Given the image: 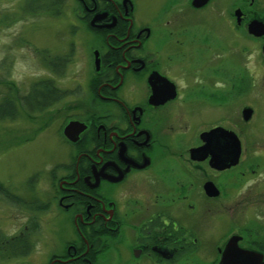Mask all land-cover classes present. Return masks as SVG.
I'll use <instances>...</instances> for the list:
<instances>
[{
	"label": "flooded vegetation",
	"instance_id": "af4514ba",
	"mask_svg": "<svg viewBox=\"0 0 264 264\" xmlns=\"http://www.w3.org/2000/svg\"><path fill=\"white\" fill-rule=\"evenodd\" d=\"M162 1L143 10L139 0H74L71 29L80 21L92 35V68L87 87L79 81L74 86L81 103L71 106L59 131L69 150L49 169L52 196L42 197L45 208L32 212L40 218L54 205L73 225L49 250L46 264H221L232 234L241 235V247L264 257L262 233L204 225L238 176L255 170L244 156L235 107L254 84V57L264 64V0ZM67 3L53 0L48 12L59 17ZM191 11L199 14L198 23L187 19ZM207 14L217 15L219 25L200 20ZM250 40L259 48L251 50ZM69 41L67 51L51 54L47 62L57 65L50 68L73 54L76 40ZM199 43L202 54L191 61L189 46ZM58 88L61 99L68 90ZM203 103L230 110L190 129L184 118L192 121L191 110ZM246 106L255 116L254 103H243L241 112ZM70 120L84 123L75 140L63 131ZM217 127L223 130L208 138L206 132ZM231 131L240 139L235 163Z\"/></svg>",
	"mask_w": 264,
	"mask_h": 264
},
{
	"label": "rangeland",
	"instance_id": "374dc122",
	"mask_svg": "<svg viewBox=\"0 0 264 264\" xmlns=\"http://www.w3.org/2000/svg\"><path fill=\"white\" fill-rule=\"evenodd\" d=\"M22 2L23 0H0V96L9 91L11 94L26 91L31 83L39 78H50L59 87L68 91L61 99L43 110L29 112L21 107L15 119L0 120V181L21 197L42 200V197L52 196L49 191L52 188L49 169L69 150L68 145L61 140L59 131L62 135L61 127L66 117L73 114L69 109L82 98L73 92L77 81L82 82L80 84L83 88L88 84L92 68L93 39L80 21L76 31L71 29L70 20L76 19L74 0H68L59 17H54L45 10L36 13L26 12L22 8ZM162 2L139 0V3L145 4L143 10L157 9ZM191 13L187 12V19L198 23L199 14L193 11ZM161 17L160 14L159 18ZM200 20L219 25V17L215 14L202 15ZM199 27L200 25L197 26L198 31ZM70 38L76 40L73 54L63 66L53 69L43 62L51 59L53 52L67 51ZM237 43H240L239 37ZM245 43L251 50L257 48V45L259 48L256 41L250 40ZM189 50L188 58L190 57L191 61L194 58L196 60L202 54V45L200 43L190 45ZM47 54L49 57L45 59L44 56ZM191 65L195 67L196 63ZM182 66L180 73L185 75L186 69ZM250 66L254 72L252 77L254 84L252 82L247 95L237 98L235 113L236 127L245 151L244 156L250 157L255 170L248 172L247 175L238 176L231 195L229 196V190L221 195L215 210L208 213L211 217L205 216L204 225L206 228L226 232L246 223L251 231L264 235V64L262 60H256L254 57ZM189 78L192 79L190 75ZM250 101L254 103L257 112L249 121H244L241 116V105ZM210 105L197 104V109L191 110L189 118L193 121L192 125V121L184 118L190 129L205 120H214L218 110L222 112L230 110L227 108L224 111V107L217 104ZM197 112L204 117L198 118ZM33 174L35 178L32 177V183L28 185V179ZM52 209L41 214L40 233L35 235L36 244L30 254L27 257L15 258L2 255L0 250V264H19L20 260L27 261V258L30 264H46L49 250L54 249L61 238L69 235L73 227L71 220L62 217L54 205ZM32 212L8 202L0 194V233L5 235L19 233Z\"/></svg>",
	"mask_w": 264,
	"mask_h": 264
},
{
	"label": "trees",
	"instance_id": "16d2710c",
	"mask_svg": "<svg viewBox=\"0 0 264 264\" xmlns=\"http://www.w3.org/2000/svg\"><path fill=\"white\" fill-rule=\"evenodd\" d=\"M57 1L63 3L65 0H55V3H57ZM52 2L53 0H23L22 8L30 13L44 10L52 11L53 8L50 7V3ZM50 62H47L46 64L51 67L57 65H54L52 60H50ZM62 93V90L58 88L57 84H55L50 78H39L34 80L26 91L17 92L16 94H11L9 91L0 96V120L4 118L15 119L20 113L21 107L27 109L29 112L43 110L58 100ZM32 177L35 178V175L33 174L29 177L27 182L28 185L32 183ZM0 194L2 198L6 199L8 202L16 204L17 207H20L21 209L36 211L37 208L41 207L42 210L45 208V205H39V200H28L25 197H21L11 190L10 187L8 188L2 181H0ZM40 214L42 213L40 212ZM31 217L33 218H29L28 227L24 228L23 234L16 233L13 235H5L0 233V250L2 255L17 257L21 254H28L32 251L36 244L35 241L37 237L35 235L36 233H40L42 219H40V215L38 216L40 218H37L34 215ZM246 225L247 224L244 223L243 226L240 225L238 228L242 227L241 229H244L243 227H245V229L251 231L250 227ZM252 232L256 234L257 231ZM252 238L254 242L253 244H258V241L255 240V236ZM258 245H262V248L264 249V240ZM22 264L30 263L23 262Z\"/></svg>",
	"mask_w": 264,
	"mask_h": 264
},
{
	"label": "water",
	"instance_id": "95a60500",
	"mask_svg": "<svg viewBox=\"0 0 264 264\" xmlns=\"http://www.w3.org/2000/svg\"><path fill=\"white\" fill-rule=\"evenodd\" d=\"M205 0H193L194 4H201ZM252 31V30H251ZM257 32V29L254 30ZM252 113V107L246 106L242 109V117L246 120L250 118ZM84 127V123L79 120H70L64 126V134L70 139L75 140L79 131H81ZM223 130L222 128H212L210 131H207L206 134L208 138H212L214 136V132L216 130ZM231 133V138L235 143V153L233 154L232 163H235L239 160L240 155V139L238 135L234 132ZM211 144V143H210ZM213 158V157H212ZM207 188L208 193L212 194L215 193L212 190ZM241 235L232 234L224 245V249L221 255V264H264V257L263 253L251 249V248H244L238 244V240Z\"/></svg>",
	"mask_w": 264,
	"mask_h": 264
}]
</instances>
